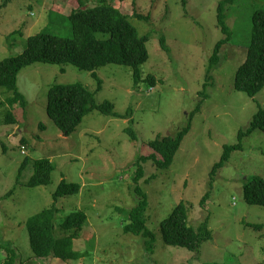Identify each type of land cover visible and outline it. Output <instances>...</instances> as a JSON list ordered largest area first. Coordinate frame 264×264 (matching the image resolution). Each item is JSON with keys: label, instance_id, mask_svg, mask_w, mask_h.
<instances>
[{"label": "rangeland", "instance_id": "1", "mask_svg": "<svg viewBox=\"0 0 264 264\" xmlns=\"http://www.w3.org/2000/svg\"><path fill=\"white\" fill-rule=\"evenodd\" d=\"M106 1L129 17L140 36L150 33L148 60L140 67L142 81L134 82L130 68L109 64L95 70L101 81L96 91L91 72L70 63H36L17 75L24 107H10L5 101L9 93L0 88V264L8 256L14 258L12 264H264V208L248 205L242 197L250 178L264 179V132L257 129L244 137L242 149L230 154L209 183L224 146L237 144L238 133L264 109V88L249 97L233 87L250 42L252 14L264 9V0H235L226 7L231 40L222 47L210 81L205 79L208 59L224 38L216 25L220 0ZM97 5L98 0L86 1V8ZM60 6L70 10L64 13ZM73 6L68 0H0V62L20 54L33 34L71 38L67 17ZM135 14L147 19L138 20ZM148 76L155 79L153 87L145 83ZM73 83L93 92L97 104H113L117 116L93 110L65 136L46 114L47 92L55 84ZM200 101L171 166L156 171L152 163L143 165L139 187L148 202L146 227L154 235L149 253L141 236L123 232L128 212L137 204L133 164L150 153V141L182 129ZM7 110L15 117L14 125L5 124ZM129 127L136 134L134 141L126 132ZM38 159L53 164L51 181L26 187ZM24 160L27 164L18 177ZM62 180L80 185V192L56 202L54 236L68 235L59 225L81 211L87 221L73 250L84 255L68 261L37 260L25 223L54 204L52 195ZM178 204L195 229L208 217L212 238L197 251L166 246L161 240L160 222Z\"/></svg>", "mask_w": 264, "mask_h": 264}, {"label": "trees", "instance_id": "2", "mask_svg": "<svg viewBox=\"0 0 264 264\" xmlns=\"http://www.w3.org/2000/svg\"><path fill=\"white\" fill-rule=\"evenodd\" d=\"M75 1V0H74ZM87 0H76L67 17L72 37L63 38L46 33H37L29 36L24 50L15 56H9L0 62V88H5L9 97L5 99L10 107L14 105L25 106L24 96L17 89V75L25 67L32 64H64L70 63L78 70L91 72L97 80L96 91L101 88V81L95 75V70L109 64L126 66L132 72L135 83L142 81L140 67L147 62L148 52L146 44L150 33L140 36L129 17L121 13L119 8L107 3L106 0H98V5L86 8ZM235 0H220L216 9V25L224 38L218 41L212 55L208 59L206 69V81H210L214 69L220 64V52L222 47L230 42L231 32L226 24V7L233 5ZM68 1V4H74ZM136 15V14H135ZM136 19H147L142 15H136ZM98 35H101L99 38ZM161 48L165 51V40L159 39ZM145 83L150 87L155 85L153 76H148ZM233 87L236 91L254 97L264 88V9L256 10L251 18L250 42L243 63L238 67L234 75ZM201 101L190 112L186 125L173 136L156 138L148 143L150 153L140 156L133 164L135 169L133 191L137 196V204L128 212V222L123 226L125 234L141 236L144 239L145 251L152 253L154 235L146 227L145 214L148 208L146 194L139 187V181L144 176V166L152 163L156 171L167 169L171 166L183 138L189 133L190 122L193 116L200 111ZM93 110L105 116H117L113 104L104 101L97 104L95 94L84 86L73 84H55L48 89L46 114L53 124L65 135L73 133L81 124L83 118ZM16 123L11 111L6 112L5 124ZM264 132V109H259L252 117L246 130L238 133V142L233 146H224L223 155L214 165L210 173V185H212L217 171L228 161L234 151L242 149L243 138L254 131ZM132 141L136 140V134L131 127L126 129ZM20 144H26L21 138ZM27 160H24L19 168L20 177L25 169ZM54 170L53 164L47 159H38L33 163V174L26 183V187L33 188L45 186L51 181ZM154 176V175H153ZM151 177L150 179H152ZM80 192V185L67 183L62 180L52 195L54 204L40 213L29 218L25 227L28 232L29 245L33 257L44 260L54 257L61 261L77 260L84 254L73 250V241L83 229L87 221L81 211H76L64 218L59 225L63 237H55L53 219L58 213L56 202L58 199L76 195ZM207 192L202 199V203ZM243 201L248 205H256L264 208V179L252 177L242 187ZM258 228V225H249ZM160 237L164 245L184 248L188 251H197L201 243L211 240V231L208 228V217L201 221L197 228L189 226L187 214L182 204H178L172 212L160 222ZM14 263V258L8 256L4 264Z\"/></svg>", "mask_w": 264, "mask_h": 264}, {"label": "crops", "instance_id": "3", "mask_svg": "<svg viewBox=\"0 0 264 264\" xmlns=\"http://www.w3.org/2000/svg\"><path fill=\"white\" fill-rule=\"evenodd\" d=\"M69 2H71V3H74L75 1L74 0H68ZM61 7V9H62V11L64 12V13H67L69 10H70V8H68V9H65L63 6H60Z\"/></svg>", "mask_w": 264, "mask_h": 264}]
</instances>
